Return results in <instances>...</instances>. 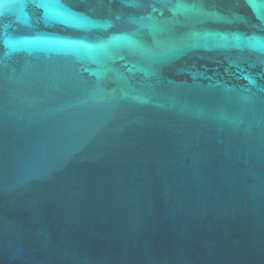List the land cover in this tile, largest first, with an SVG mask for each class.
Listing matches in <instances>:
<instances>
[{
	"label": "water",
	"instance_id": "obj_1",
	"mask_svg": "<svg viewBox=\"0 0 264 264\" xmlns=\"http://www.w3.org/2000/svg\"><path fill=\"white\" fill-rule=\"evenodd\" d=\"M0 264H264V0H0Z\"/></svg>",
	"mask_w": 264,
	"mask_h": 264
}]
</instances>
